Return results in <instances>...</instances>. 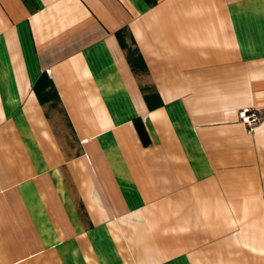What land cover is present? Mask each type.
Listing matches in <instances>:
<instances>
[{
  "label": "crops",
  "instance_id": "obj_1",
  "mask_svg": "<svg viewBox=\"0 0 264 264\" xmlns=\"http://www.w3.org/2000/svg\"><path fill=\"white\" fill-rule=\"evenodd\" d=\"M0 264H264V0H0Z\"/></svg>",
  "mask_w": 264,
  "mask_h": 264
},
{
  "label": "built area",
  "instance_id": "obj_2",
  "mask_svg": "<svg viewBox=\"0 0 264 264\" xmlns=\"http://www.w3.org/2000/svg\"><path fill=\"white\" fill-rule=\"evenodd\" d=\"M237 115L249 132L253 131L255 126H257L262 119V116L256 108H241L238 110Z\"/></svg>",
  "mask_w": 264,
  "mask_h": 264
},
{
  "label": "trees",
  "instance_id": "obj_3",
  "mask_svg": "<svg viewBox=\"0 0 264 264\" xmlns=\"http://www.w3.org/2000/svg\"><path fill=\"white\" fill-rule=\"evenodd\" d=\"M137 127H138V130H139V133H143V126H142V124L137 123Z\"/></svg>",
  "mask_w": 264,
  "mask_h": 264
}]
</instances>
